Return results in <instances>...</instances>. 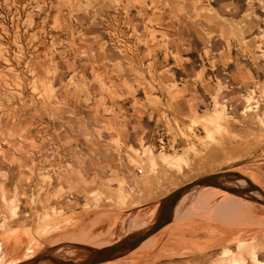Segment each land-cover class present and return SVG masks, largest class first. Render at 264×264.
I'll return each instance as SVG.
<instances>
[{"label":"rangeland","instance_id":"obj_1","mask_svg":"<svg viewBox=\"0 0 264 264\" xmlns=\"http://www.w3.org/2000/svg\"><path fill=\"white\" fill-rule=\"evenodd\" d=\"M225 169L264 189V0H0V264L78 261ZM207 189L102 264H264V198Z\"/></svg>","mask_w":264,"mask_h":264},{"label":"water","instance_id":"obj_2","mask_svg":"<svg viewBox=\"0 0 264 264\" xmlns=\"http://www.w3.org/2000/svg\"><path fill=\"white\" fill-rule=\"evenodd\" d=\"M231 180H243L246 185H228L227 182ZM199 186H212L230 193L245 194L254 191L264 198V189L254 183L248 176L240 173L239 171L225 169L208 173L176 187L171 192L162 197L159 200V208L152 224L143 231L119 239L110 245H106L101 248L90 249L86 253L85 257L78 261H57L54 258L52 259V257L49 258L52 259L55 264H101L120 258L136 249L146 238L168 224L172 218L173 209L178 200L188 191ZM44 257L48 256L35 257L33 258V262Z\"/></svg>","mask_w":264,"mask_h":264},{"label":"bare ground","instance_id":"obj_3","mask_svg":"<svg viewBox=\"0 0 264 264\" xmlns=\"http://www.w3.org/2000/svg\"><path fill=\"white\" fill-rule=\"evenodd\" d=\"M172 162H173V161H172ZM142 173H143V171H141V173L138 174V175H141ZM245 185H246V183H245L243 180H238V186H245ZM135 186H136V185H135ZM204 187H205V188H208L207 190H209L210 188H212V186H204ZM136 188H137V186H136ZM125 190H126V189H125ZM126 191H127V190H126ZM127 192H128V191H127ZM128 193H129V192H128ZM228 195L236 196V195H234V194H232V193H229ZM248 195L251 196V197H258V198L260 197V195H259L257 192H254V191L248 192ZM238 197H240V196H238ZM185 199H186V194H184V195L178 200V202L176 203V205H175V207H174V209H173V213L175 212V210L179 207V205H180ZM194 200H195V199H194ZM259 207H260V206H259ZM261 207H262V206H261ZM262 208H263V207H262ZM17 211H18V210H17ZM17 211H16V213H17ZM155 211H156V210H154V212H153L154 215H153L152 220L150 221V223H149L144 229H146L149 225L152 224V222H153V220H154V218H155V216H156V212H155ZM166 225H167V224H166ZM166 225H165V226H166ZM165 226H163V227H165ZM163 227H162V228H163ZM162 228H161V229H162ZM144 229H143V230H144ZM152 235H153V234H152ZM149 237H150V236H149ZM149 237H148V238H149ZM148 238H146V239H148ZM146 239H145V240H146ZM118 240H119V239H118ZM118 240H115V241H112V242H107V243H105L103 246L110 245V244H112V243H114V242H116V241H118ZM145 240H144V241H145ZM144 241H143V242H144ZM143 242H142V243H143ZM142 243H141V244H142ZM141 244H140V245H141ZM140 245H139V246H140ZM103 246H102V247H103ZM139 246H138V247H139ZM138 247H137V248H138ZM242 247H243V246H242ZM134 250H135V249H134ZM132 251H133V250H132ZM0 257H1V256H0ZM72 258H73V257H72ZM52 259H53V258H52ZM52 259H51V260H52ZM113 260H115V259H113ZM46 261H47V260H46ZM52 261H53V260H52ZM241 261H242V260H241ZM48 262H49V261H48ZM107 262H108V261H107ZM21 263H22V262H21ZM31 263H33V259L31 260ZM234 263H235V262H234ZM101 264H102V263H101Z\"/></svg>","mask_w":264,"mask_h":264},{"label":"built area","instance_id":"obj_4","mask_svg":"<svg viewBox=\"0 0 264 264\" xmlns=\"http://www.w3.org/2000/svg\"><path fill=\"white\" fill-rule=\"evenodd\" d=\"M136 173H137V174H140V173H141V169H137V170H136ZM124 188H125L129 193H132V194H134V193L137 191L136 186H135V184H134L133 182H127V183H125ZM133 192H134V193H133Z\"/></svg>","mask_w":264,"mask_h":264},{"label":"crops","instance_id":"obj_5","mask_svg":"<svg viewBox=\"0 0 264 264\" xmlns=\"http://www.w3.org/2000/svg\"><path fill=\"white\" fill-rule=\"evenodd\" d=\"M106 125V124H105ZM138 175V174H137ZM95 176V175H94ZM138 176H141V175H138ZM135 183V182H134ZM136 184V183H135ZM86 188V187H85ZM15 263V262H14Z\"/></svg>","mask_w":264,"mask_h":264}]
</instances>
